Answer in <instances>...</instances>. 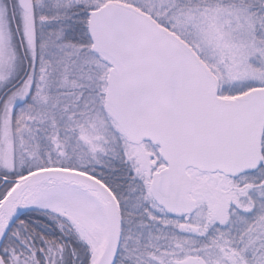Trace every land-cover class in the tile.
Here are the masks:
<instances>
[{
	"label": "snow or ice",
	"instance_id": "snow-or-ice-1",
	"mask_svg": "<svg viewBox=\"0 0 264 264\" xmlns=\"http://www.w3.org/2000/svg\"><path fill=\"white\" fill-rule=\"evenodd\" d=\"M0 264H264V0H0Z\"/></svg>",
	"mask_w": 264,
	"mask_h": 264
}]
</instances>
